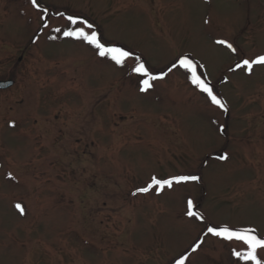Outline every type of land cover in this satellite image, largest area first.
I'll use <instances>...</instances> for the list:
<instances>
[{
  "label": "rangeland",
  "instance_id": "374dc122",
  "mask_svg": "<svg viewBox=\"0 0 264 264\" xmlns=\"http://www.w3.org/2000/svg\"><path fill=\"white\" fill-rule=\"evenodd\" d=\"M37 2L0 0V264H244L204 232L264 237V65L235 67L264 55V0ZM69 15L125 66L65 37ZM135 57L156 75L187 57L227 111L179 67L141 92ZM180 175L200 180L137 192Z\"/></svg>",
  "mask_w": 264,
  "mask_h": 264
},
{
  "label": "snow or ice",
  "instance_id": "6c2138e0",
  "mask_svg": "<svg viewBox=\"0 0 264 264\" xmlns=\"http://www.w3.org/2000/svg\"><path fill=\"white\" fill-rule=\"evenodd\" d=\"M31 4L38 11L46 12V9L41 8L40 4L37 0H31ZM59 15L63 16V13H59ZM45 19V17H42ZM65 19L69 22L70 25L75 26L77 24L81 25V27L73 28L69 27L68 30L63 32L65 37H69L78 41H83L84 43L93 47L97 54L100 57L107 58L111 60L115 65L123 68L125 66L126 61L129 57L132 56V53L129 51H125L121 47L115 46H107L106 43L102 42L101 36L95 31L94 26L88 23L86 20L78 19L72 15L66 16ZM45 28L48 27L47 22L43 25ZM89 29L91 31H86ZM55 32H60L61 29L59 27L53 29ZM55 39V37H52ZM218 44L224 45L233 53L236 52V49L233 47L231 43H227L225 40H217ZM137 63L132 68V72H134L138 77H140V91L148 92L154 85L153 82L163 78L167 72H171L174 68H182L185 72L190 74V79L192 84L198 88L202 93L206 95V97L211 101V103L220 109L227 111V108L222 100L218 99L217 95L214 94V91L209 83L205 80L201 79V76L197 73V65L194 64L187 57H182L179 59L178 63H174L171 67L167 69V72L161 73L160 75L154 74L146 65L140 62L139 57H135ZM254 64L264 65V55L257 56L254 60L243 59L241 63H238L235 67L236 69L244 68L249 74L251 73L252 67ZM218 159H225L226 157L220 156ZM200 177L197 175H180L173 176L168 179H158L153 176L151 178V182L143 188L137 189V192L147 193L153 188L163 189L164 187L171 188L173 184H181L187 182H198ZM135 194V193H134ZM18 209L23 211L21 205H16ZM193 201L191 199L187 200V208L186 215L189 218H195L202 223L204 222V217L194 211ZM206 231L204 235L211 234L212 236L218 237L225 241H236L239 242L241 246L246 248L245 251L241 252L236 248L232 249L231 254L237 258V261H243L244 264H264V255L258 256V250H264V237H259L256 234V230L254 228H240L233 229L228 227L227 225L219 226V225H211L205 223ZM203 243V240H198L191 247V252H196L197 249L200 248V245ZM190 253L188 254H180L175 260L174 264H186L188 261Z\"/></svg>",
  "mask_w": 264,
  "mask_h": 264
},
{
  "label": "water",
  "instance_id": "95a60500",
  "mask_svg": "<svg viewBox=\"0 0 264 264\" xmlns=\"http://www.w3.org/2000/svg\"><path fill=\"white\" fill-rule=\"evenodd\" d=\"M13 81H0V90H6L13 86Z\"/></svg>",
  "mask_w": 264,
  "mask_h": 264
}]
</instances>
